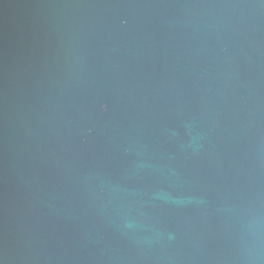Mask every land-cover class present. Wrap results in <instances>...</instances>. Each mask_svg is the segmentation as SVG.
Returning a JSON list of instances; mask_svg holds the SVG:
<instances>
[{
    "label": "water",
    "instance_id": "obj_1",
    "mask_svg": "<svg viewBox=\"0 0 264 264\" xmlns=\"http://www.w3.org/2000/svg\"><path fill=\"white\" fill-rule=\"evenodd\" d=\"M0 264H264V0H0Z\"/></svg>",
    "mask_w": 264,
    "mask_h": 264
}]
</instances>
